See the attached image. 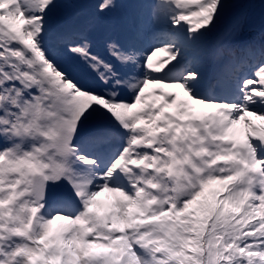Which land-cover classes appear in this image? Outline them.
I'll return each instance as SVG.
<instances>
[{
    "label": "snow or ice",
    "instance_id": "obj_1",
    "mask_svg": "<svg viewBox=\"0 0 264 264\" xmlns=\"http://www.w3.org/2000/svg\"><path fill=\"white\" fill-rule=\"evenodd\" d=\"M243 4L0 0V264H264V44L199 65Z\"/></svg>",
    "mask_w": 264,
    "mask_h": 264
},
{
    "label": "rangeland",
    "instance_id": "obj_2",
    "mask_svg": "<svg viewBox=\"0 0 264 264\" xmlns=\"http://www.w3.org/2000/svg\"><path fill=\"white\" fill-rule=\"evenodd\" d=\"M59 3H68V5H61L58 6L57 8L53 9V11L50 13L49 17V23L53 27L55 24L60 21V20H71L74 19V16L72 15L71 8L69 6V0H57ZM251 1V0H250ZM250 1L248 2V7L250 10H252V13L256 14L258 17L255 18V22L259 25L261 24V18L264 17V6L262 5H252L249 4ZM246 13V10L243 11V16ZM213 33V32H212ZM212 33H209L204 40L208 39Z\"/></svg>",
    "mask_w": 264,
    "mask_h": 264
}]
</instances>
